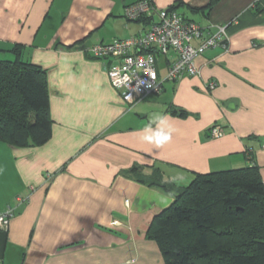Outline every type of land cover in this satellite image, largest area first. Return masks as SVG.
Wrapping results in <instances>:
<instances>
[{"label":"crops","instance_id":"crops-1","mask_svg":"<svg viewBox=\"0 0 264 264\" xmlns=\"http://www.w3.org/2000/svg\"><path fill=\"white\" fill-rule=\"evenodd\" d=\"M136 1L0 0V58H15L19 46L45 69L52 119L42 144L0 141V213L13 208L0 264H166L146 231L175 194L138 176L159 169L185 186L198 172L254 164L264 181V0H217L211 9V0H155L202 27L227 26V47L200 54L199 75L167 80L131 104L110 80L111 59L90 47L145 31L151 17L125 16ZM176 56L157 54L160 76ZM160 116L171 139L143 141ZM216 125L220 137L211 136Z\"/></svg>","mask_w":264,"mask_h":264},{"label":"trees","instance_id":"trees-1","mask_svg":"<svg viewBox=\"0 0 264 264\" xmlns=\"http://www.w3.org/2000/svg\"><path fill=\"white\" fill-rule=\"evenodd\" d=\"M11 51L15 58H0V141L42 144L52 129L46 71L24 60L19 46ZM138 177L175 194L146 231L166 264H264V181L257 166L198 172L185 186L166 181L159 169Z\"/></svg>","mask_w":264,"mask_h":264},{"label":"built area","instance_id":"built-area-1","mask_svg":"<svg viewBox=\"0 0 264 264\" xmlns=\"http://www.w3.org/2000/svg\"><path fill=\"white\" fill-rule=\"evenodd\" d=\"M125 16L130 20L151 17L152 24L136 36L93 44L90 54L95 58L111 59L110 80L131 104L151 93L161 92L167 80L177 81L184 75H199L201 70L196 65V58L209 48L227 47V26L218 25L214 30L202 27L175 10L158 9L155 0H138L128 5ZM196 38L202 39L199 46L192 44ZM170 50H174L177 56L168 73L162 77L156 66L157 54H167ZM215 86V81L208 84L210 89ZM223 134L219 125L211 129L212 137ZM12 216L11 206L0 213V230L8 229Z\"/></svg>","mask_w":264,"mask_h":264},{"label":"clouds","instance_id":"clouds-1","mask_svg":"<svg viewBox=\"0 0 264 264\" xmlns=\"http://www.w3.org/2000/svg\"><path fill=\"white\" fill-rule=\"evenodd\" d=\"M152 124H155L156 127L153 128ZM144 133L141 137L143 141L159 146L171 139L172 129L168 125L167 118L160 116L153 118L152 122L144 129Z\"/></svg>","mask_w":264,"mask_h":264},{"label":"rangeland","instance_id":"rangeland-1","mask_svg":"<svg viewBox=\"0 0 264 264\" xmlns=\"http://www.w3.org/2000/svg\"><path fill=\"white\" fill-rule=\"evenodd\" d=\"M189 183H190V182H189ZM189 183H188V184H189ZM196 263H197V264H204L203 261H200V260H197Z\"/></svg>","mask_w":264,"mask_h":264}]
</instances>
